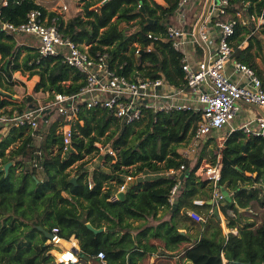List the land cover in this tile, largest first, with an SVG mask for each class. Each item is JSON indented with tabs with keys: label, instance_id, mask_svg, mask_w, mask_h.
<instances>
[{
	"label": "trees",
	"instance_id": "obj_1",
	"mask_svg": "<svg viewBox=\"0 0 264 264\" xmlns=\"http://www.w3.org/2000/svg\"><path fill=\"white\" fill-rule=\"evenodd\" d=\"M82 1L83 14L65 20L60 13L48 11L37 0H6V3L0 0V54L3 60L0 108L16 106L23 109L26 106V103L18 102L2 79H11L14 72L20 70L40 77L36 91L71 94L77 93L85 84L82 72L56 57H40L35 46L18 44L14 35L1 28L3 22L20 24L35 8H41L52 20L56 18L55 22L73 40L91 43L92 53L107 51L112 67L127 62L123 68L126 73L142 70V75L156 77L163 74L171 83L179 85L182 82V54L170 42L156 41L152 51L146 50L152 43L147 33L166 31L165 20L176 9L178 0H168V6L156 0ZM242 1H250L246 14L263 13L264 16V0H231V3L241 5ZM122 23L134 24L135 31L129 32V27H121ZM250 26L255 29V22ZM251 31L246 25H238L233 38L235 46ZM260 31L264 34V23ZM255 34L248 38L245 49L237 48L235 56L257 68L256 56L251 51L255 38L262 47L261 39ZM135 42L141 46L139 56L135 54ZM53 114L54 111L48 114L50 121ZM199 118L194 110H174L158 113L156 120L151 114L145 123L139 121L122 127L106 109L81 108L78 118L71 123L72 141L67 146L60 129L70 121L63 115L50 122L39 145L25 127L11 128L7 135L0 132V264H58L48 253L51 244L47 243L48 238L39 225L48 230L59 227L60 234L67 238L76 234L83 253L81 261L85 263L102 264L94 258V255L99 257L100 251L105 252L107 264H142L148 255L171 253L167 251L169 244L176 248L188 240V235L179 231L176 217L181 208L196 206L194 197L208 184L207 180L196 176V170L206 158L204 148L199 152L196 149L192 158H183L179 152L182 143L190 140L193 123ZM211 140L215 141L209 139L204 144ZM98 142L105 146L104 153L100 155L101 163L90 171L85 158L99 152L102 147L97 145ZM110 149L115 155L109 152ZM38 150L42 151L41 156L37 154ZM219 150L222 154L220 185L230 193V198H224L223 211H235L236 217L226 216L230 227H239V234L230 232L226 239L220 216L216 212L210 213L211 204L204 203V215L208 220L200 222L204 226L203 234L185 247L184 256L192 264H224L223 253L228 264H264V219L259 225L255 221L237 225L238 221L243 222V213L250 212L256 205L264 207V190L257 185L264 180V138L248 137L242 130H237L228 136ZM33 158H38L43 166L46 173L43 178L38 176L39 170L32 167L30 161ZM10 161L15 163L6 173L4 166ZM183 163L184 171L189 175L181 180L180 193L171 203L170 190L178 178L166 171L177 169ZM248 172H257V176ZM130 173L143 175L128 183L122 198L113 200L119 185ZM74 176L77 183L71 182ZM163 208L172 211L171 219L158 217ZM84 218L104 230L95 233L83 222ZM148 218H158L159 223L154 226L134 224ZM161 237L166 241L164 248L152 242Z\"/></svg>",
	"mask_w": 264,
	"mask_h": 264
},
{
	"label": "built area",
	"instance_id": "obj_2",
	"mask_svg": "<svg viewBox=\"0 0 264 264\" xmlns=\"http://www.w3.org/2000/svg\"><path fill=\"white\" fill-rule=\"evenodd\" d=\"M192 1L178 0L176 12L181 25L171 23L167 25L164 33L154 31L147 33V37L152 42L146 47L147 51L154 49L153 44L156 41L167 38L171 46L181 52L184 77L179 85L168 81L163 74L156 77L142 75V70L126 73L123 68L127 62L112 67L108 62L107 51L92 53L91 44L79 43L67 36L60 24L55 22L56 18L52 20L41 8L32 9L26 20L20 24L1 23V28L14 35L18 44L35 46L40 57L52 56L61 59L85 75V84L77 93L52 94L47 91L46 98L50 100L35 99L32 106L26 103L23 109L16 106L0 108L1 129L7 127L9 133L11 128L25 127L32 137L42 139L44 135L40 133L41 125L49 122L48 114L54 111L70 121V124L60 129L61 132L65 129L64 141L67 146L72 141L71 123L78 118L81 108L106 109L122 127L134 125L139 121L145 123V119L151 114L156 120L160 112L170 113L174 110L189 109L198 113L200 118L193 123V133L186 142L190 145V149L179 150L183 158H190V153L196 151L198 143L209 139H215L219 148H222L228 136L237 130H242L248 137L264 138V68L253 67L235 56L237 48L244 49L248 38L264 23L263 13L246 14L250 1H242L239 5L238 2L232 4L231 0H203L209 3L205 16L200 15L194 24L188 26L184 24L185 10L189 6L192 7ZM62 8L65 12L69 10L67 4H62ZM60 14L62 15V12ZM251 22H255L256 28L247 33L245 40L236 47L233 38L237 26H249ZM22 37L29 38L31 42L21 41ZM188 42L195 43L203 51L202 58L197 57L192 63L184 51V46ZM135 46L136 56L141 55L139 43H135ZM244 105L248 108L245 109ZM250 108L256 110L255 116L250 115ZM67 126L69 127L65 128ZM222 129H227L226 133L218 135ZM109 152L115 155L113 149ZM37 154L41 156L42 151L38 150ZM217 154L218 158L215 162L208 159L202 161L196 170V176L207 180L211 185L212 204L209 212L220 211L224 219L227 218V214L236 217L233 209H228L227 212L222 208L221 212L220 209L225 203L226 194L220 185L222 154L221 152ZM30 162L32 167L46 176L38 158H33ZM184 168L185 164H182L180 168L166 171V174L178 178L170 190L171 203H174L179 193L180 172ZM140 174H128L126 181L119 185L118 193L112 199L118 200L119 193L125 192L128 183L137 179ZM248 174L257 176V172H248ZM257 185L264 190L263 179ZM89 187L92 188L91 182ZM204 203L203 199L194 200V204ZM188 213L198 222L206 223L208 220L206 215L193 209ZM50 232L53 237L48 238V243L51 244L48 253L54 256L55 262L81 264L80 240L76 234L68 238L64 237L60 234L59 227H53ZM66 242L71 245H66ZM52 250L56 253L53 254ZM100 254V257L94 255V258L96 257L102 264H107L105 252L100 251ZM223 261L224 264H228L226 259ZM88 263L92 264V261Z\"/></svg>",
	"mask_w": 264,
	"mask_h": 264
},
{
	"label": "rangeland",
	"instance_id": "obj_3",
	"mask_svg": "<svg viewBox=\"0 0 264 264\" xmlns=\"http://www.w3.org/2000/svg\"><path fill=\"white\" fill-rule=\"evenodd\" d=\"M37 1L39 3H41L43 6H45L48 11H56L58 13L62 12V16L65 18V20H67L69 17L74 16L76 14H80V13L83 14L82 7H83L84 2L82 0H37ZM159 1H161V0H159ZM202 2H203V0H193L191 2V5H192L191 8L192 9L189 10V8H188L185 11L187 13H189L190 11L193 12L195 14V17L198 18L202 14V11H203ZM62 4H67L69 10H67L66 12L63 11L62 10L63 9ZM97 5H101V3H98ZM174 17L177 18V15L174 14ZM175 18H171V21L173 22V24L180 25L178 23V20ZM121 27H129V29H128L129 32L135 28L134 24H125V23H122ZM247 27H249L250 30L253 29V27H251L250 25ZM261 28H262V26L257 27V29L255 30V33H256L255 35H256V37L261 39V47L262 48H260V46L258 45L256 38H255L254 39V47L252 49V52L256 56L257 67H259V66L264 67V34L260 31ZM252 36H254V35L252 34ZM21 41L31 42L29 40V38H27V37H22ZM235 42H236V40L233 41V43H235ZM2 65H3V60L1 59V54H0V71H1ZM2 79H3L4 85L10 87V89L14 92V97H16V99L20 103L21 102L27 103L26 100L28 99L29 96H33L34 101H35V99H39L41 101L50 100V98H48V99L46 98L48 96V92H45L43 90L36 91L35 87H36L37 83L39 82L40 77L38 75L31 76L29 71L20 70V71L14 72L13 77L11 79H8L5 77H3ZM243 107L245 109L248 108L247 105H244ZM250 115L255 116L256 110H254L253 108H250ZM58 117H59V114L54 112V114L52 115V117L50 119H51V121L52 120L56 121L58 119ZM50 124L51 123L49 122L48 124H46L44 126L42 123V125H41L42 128L40 130L41 131L40 133L44 135L43 138L46 136V133H47V130H48V127ZM68 127L69 126H67L65 128H68ZM2 130L6 133L8 128L5 127V128H2ZM226 131H227V129H222L221 131H219L218 135L225 134ZM63 132L65 135L66 134L65 129H63ZM43 138L42 139H40V138L36 139L38 145L42 142V140H44ZM204 143L205 142L198 143V145H197L198 152L204 148V154L206 155L205 159H208L209 161H213L212 159L215 157V155H217V153L220 152L219 148H218L219 144H218V142L216 143L213 140H211L207 144H204ZM12 145L14 146L15 144H12ZM97 145L99 147H102V148H100L99 152L95 153V154L88 155L85 158V160L88 161V167H89L90 171L93 170L96 167V165L101 163V156L100 155H102V153H104V152H102L105 149V146L103 145V143L98 142ZM199 145H200V147H199ZM53 148H54V150H56L55 147H53ZM188 149H190V145L187 143H184L179 147V150H188ZM194 152L195 151L190 153V158L195 157L196 153L194 154ZM217 158H218V156H217ZM0 162H1V160H0ZM74 167H76V166H74ZM184 169L181 170L180 176L183 172H185ZM73 172H74V170H73ZM140 175L142 176L143 174H140ZM38 176L43 178V175L41 174L40 170H39ZM180 180H182V179H180ZM200 180H202V179H200ZM180 187H181V183H180ZM252 209H251L250 213L253 214L254 216L264 215L263 207L261 208V207H259V205H256ZM181 212H183L184 214H182ZM256 213H257V215H256ZM171 215H172V211H170L167 208L160 209L158 212V217H162V219H167V220L171 219ZM179 216L184 218L186 216V210L185 209L181 210ZM157 219L148 218V220H138V221H135L134 224L142 225V226H146V225H153L154 226V225H157L159 223V221ZM255 221L258 223L257 220H255ZM40 226H42V225H40ZM184 231H185V229H184ZM156 241H158L157 243H159V244H163V242H160L159 239ZM47 243H48V240H47ZM51 252L53 254L56 253V251H53V250ZM180 263H181V261L179 259H177L176 257L174 258L173 255H171V253H167L166 255L161 254L159 256L155 255L153 258H150L148 255L142 261V264H180ZM81 264H91V263L81 262ZM92 264H96V263L92 262ZM186 264H188V263H186Z\"/></svg>",
	"mask_w": 264,
	"mask_h": 264
},
{
	"label": "crops",
	"instance_id": "obj_4",
	"mask_svg": "<svg viewBox=\"0 0 264 264\" xmlns=\"http://www.w3.org/2000/svg\"><path fill=\"white\" fill-rule=\"evenodd\" d=\"M157 1V0H156ZM158 2L160 3V4H162L163 6H168L169 5V2H168V0L166 1V0H161V1H159L158 0ZM178 3V2H177ZM202 4H203V11H202V14H201V16H205V13H206V9L208 8V5H209V3H207V2H202ZM177 8H178V5L176 6V9L174 10V12L172 13V14H170V17L169 18H167L166 20H165V22L167 23V25L168 24H173V22L171 21V18H175L174 17V14H176L177 15ZM192 8H191V6H189V10H191ZM199 16V15H198ZM199 18V17H198ZM198 18H196L195 17V14L193 13V12H189V13H187L186 11H185V19H186V22L184 23V24H186V25H192V24H194L196 21H197V19ZM175 19H177L178 20V23L181 25L182 23H180V21H179V19H178V15H177V18H175ZM135 29L136 28H134L132 31H130L131 33H133L134 31H135ZM167 29V28H166ZM254 29V28H253ZM169 39H167V38H164V42H170V41H168ZM135 43H137V42H135ZM134 43V44H135ZM89 44H91V43H89ZM248 44H249V40H247L246 42H245V47H244V49L248 46ZM215 45V44H214ZM91 46H92V44H91ZM253 49V48H252ZM252 49H251V51H252ZM184 51H185V53L187 54V56H188V58H189V60L191 61V63L192 62H194V60H196L197 59V57H200V58H202V56H203V51H201V49L200 48H198V45H196L195 43H191V42H188V43H186V45L184 46ZM258 69H262V68H264V67H262V66H259V67H257ZM49 122H51L50 120H49ZM48 122V123H49ZM48 123H45V124H48ZM187 141H184L183 143H186ZM13 164L15 163L14 161H11ZM180 179H181V177H180ZM196 181L198 182L199 181V179H197L196 178ZM196 181H195V183H196ZM180 193V192H179ZM179 193L177 194V195H179ZM211 196H212V189H211V185H210V183L208 182V184L204 187V189H201L200 191H199V193L197 194V196H195L194 197V200L195 199H197V198H199V199H203V200H205V203H209V204H212V199H211ZM196 206H193V207H183V208H181V210H183V209H185L186 210V216L184 217V218H182L181 216H177L176 217V219H178V226H179V231L182 233V234H186V235H188V240H185V241H183V242H181L180 243V246L179 247H176L175 248V246L174 247H172V244H169V247H170V249H167V251L168 252H171V253H173V257L175 258H177V259H179L180 261H181V263L180 264H186V263H188V264H192V262L190 261V260H188V259H186V257L184 256V254H185V247L186 246H188V245H192L193 243H194V241H196V240H198L199 239V237H201V235L203 234V229H204V226H202L201 224H200V222H198V221H196L195 219H193L190 215H189V210H194V211H198V212H200L201 214H204L205 212V207L204 206H202L203 204H201V205H198V204H195ZM223 205H225V203H223ZM260 207V206H259ZM223 209V207H220V209ZM262 208V207H261ZM209 209V208H208ZM222 209H221V212H222ZM263 209H264V207H263ZM180 210V211H181ZM214 212H217V214L220 216V219H221V226H222V233H223V235L226 237V239H228V237H229V234H230V232H232V233H234V234H236V235H238L239 234V227H237V226H231L230 227V225H229V222H228V218H226V219H224L222 216H221V213H220V211L218 212V211H214ZM182 214H184L183 212H181ZM180 214V213H179ZM256 215H257V213H256ZM263 219H264V215H257V216H254L253 214H251L250 212H248V213H243V216H242V220H243V222H240V221H238L237 223V225H241L242 223H244V222H251V221H255V220H257L258 221V223L256 222V225H259L262 221H263ZM167 220V219H166ZM169 220V219H168ZM184 229H185V231H184ZM153 241V243L155 244V245H158V247H165V244H166V241L161 237L160 239H159V241L160 242H163V244H159V243H157L158 241H156V240H158V239H152ZM66 244V243H65ZM66 245H68V243L66 244ZM172 247V248H171ZM176 251V252H175ZM155 255H157V256H159V255H161V254H158V253H156V254H154V255H151V256H149L150 258H153ZM223 255V260L224 259H226L225 258V256H224V253L222 254ZM147 257V256H146Z\"/></svg>",
	"mask_w": 264,
	"mask_h": 264
},
{
	"label": "water",
	"instance_id": "obj_5",
	"mask_svg": "<svg viewBox=\"0 0 264 264\" xmlns=\"http://www.w3.org/2000/svg\"><path fill=\"white\" fill-rule=\"evenodd\" d=\"M7 66H8V64H6L5 65V68H7ZM32 101H33V96H29L28 97V99L26 100V102H28L29 104H30V106H32ZM13 163L10 161V162H8L7 164H5V166H4V170L6 171V173H8V171H9V168H10V166L12 165ZM189 175V172H183L182 174H181V179H183V178H185V177H187ZM71 182L72 183H77V177L76 176H74V177H72V179H71ZM223 192L226 194V197L227 198H230V194H229V191L227 190V189H224L223 190ZM124 192H120L119 193V196H120V198H122L123 196H124ZM217 213V212H216ZM83 222L90 228V229H92L95 233H98V232H101V231H103L104 230V228H97V227H95V226H93L92 224H91V222L87 219V218H84L83 219ZM38 228L41 230V231H43L44 232V234L46 235V237L47 238H52L53 237V234L50 232V230H48V229H46V228H44L43 226H38ZM81 255H83V253H81Z\"/></svg>",
	"mask_w": 264,
	"mask_h": 264
},
{
	"label": "clouds",
	"instance_id": "obj_6",
	"mask_svg": "<svg viewBox=\"0 0 264 264\" xmlns=\"http://www.w3.org/2000/svg\"><path fill=\"white\" fill-rule=\"evenodd\" d=\"M33 101H34V97H33ZM33 101H32V103H33ZM27 104H28V105H30L28 102H27ZM6 107H10V106H6ZM11 107H14V106H11ZM3 108H4V107H3ZM0 129H1V128H0ZM0 132H1V133H3V134H5V135H7V134H8L7 132H6V133H5V132H3V130H2V129L0 130ZM224 189H225V188H224Z\"/></svg>",
	"mask_w": 264,
	"mask_h": 264
},
{
	"label": "bare ground",
	"instance_id": "obj_7",
	"mask_svg": "<svg viewBox=\"0 0 264 264\" xmlns=\"http://www.w3.org/2000/svg\"><path fill=\"white\" fill-rule=\"evenodd\" d=\"M66 244H67V242H66ZM68 245L70 246V245H71V243H68ZM98 256L100 257V256H101V254L99 253V254H98Z\"/></svg>",
	"mask_w": 264,
	"mask_h": 264
}]
</instances>
